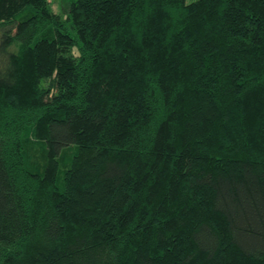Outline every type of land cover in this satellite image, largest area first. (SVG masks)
Segmentation results:
<instances>
[{
	"label": "trees",
	"instance_id": "16d2710c",
	"mask_svg": "<svg viewBox=\"0 0 264 264\" xmlns=\"http://www.w3.org/2000/svg\"><path fill=\"white\" fill-rule=\"evenodd\" d=\"M66 3L0 0V264H264V0Z\"/></svg>",
	"mask_w": 264,
	"mask_h": 264
},
{
	"label": "rangeland",
	"instance_id": "374dc122",
	"mask_svg": "<svg viewBox=\"0 0 264 264\" xmlns=\"http://www.w3.org/2000/svg\"><path fill=\"white\" fill-rule=\"evenodd\" d=\"M50 7L52 8L53 11L55 12H64V9L67 5L66 1L67 0H48ZM194 0H185L186 3L192 2ZM28 152L30 153L31 158L35 161V162H40L39 164H41V162L43 161L44 158V153H43V145L42 143L35 139L32 140V144L29 145L28 147ZM73 150H69L66 149L63 153H62V164L63 166H66L67 163L69 162L71 155H72ZM65 167H62V171ZM62 173V172H61Z\"/></svg>",
	"mask_w": 264,
	"mask_h": 264
}]
</instances>
